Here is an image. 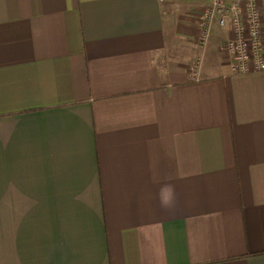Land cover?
I'll list each match as a JSON object with an SVG mask.
<instances>
[{"label":"crops","instance_id":"crops-1","mask_svg":"<svg viewBox=\"0 0 264 264\" xmlns=\"http://www.w3.org/2000/svg\"><path fill=\"white\" fill-rule=\"evenodd\" d=\"M213 2L0 0V264H264V70Z\"/></svg>","mask_w":264,"mask_h":264},{"label":"built area","instance_id":"built-area-1","mask_svg":"<svg viewBox=\"0 0 264 264\" xmlns=\"http://www.w3.org/2000/svg\"><path fill=\"white\" fill-rule=\"evenodd\" d=\"M214 17H217L219 27H230L231 37L224 46V52L230 60L231 73L245 75L263 71L262 17L256 1L214 0L203 13L205 27Z\"/></svg>","mask_w":264,"mask_h":264},{"label":"rangeland","instance_id":"rangeland-1","mask_svg":"<svg viewBox=\"0 0 264 264\" xmlns=\"http://www.w3.org/2000/svg\"><path fill=\"white\" fill-rule=\"evenodd\" d=\"M212 6V5H211Z\"/></svg>","mask_w":264,"mask_h":264}]
</instances>
